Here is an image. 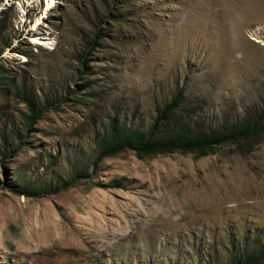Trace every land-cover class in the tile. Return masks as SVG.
<instances>
[{"label":"rangeland","instance_id":"obj_1","mask_svg":"<svg viewBox=\"0 0 264 264\" xmlns=\"http://www.w3.org/2000/svg\"><path fill=\"white\" fill-rule=\"evenodd\" d=\"M0 21V66L47 99L28 125L0 90V264H228L264 242V144L125 150L90 168L109 118L147 131L178 88L190 130L254 118L264 0H0ZM19 172L51 187L79 178L33 198L8 189Z\"/></svg>","mask_w":264,"mask_h":264},{"label":"trees","instance_id":"obj_2","mask_svg":"<svg viewBox=\"0 0 264 264\" xmlns=\"http://www.w3.org/2000/svg\"><path fill=\"white\" fill-rule=\"evenodd\" d=\"M23 54L27 55V53ZM18 71H22V69L20 68ZM4 88L11 90L14 97L27 108L29 112L28 125L41 119L42 107L44 104L47 106V99L39 100L36 105L31 95H28L25 85L17 83L15 79L9 80L6 70L0 66V90ZM183 91V88H178L169 102L161 110H157L159 116L154 119L147 131L131 129L117 119L109 118L102 133L96 134L94 141L96 159L91 162L90 168L96 166L104 158L115 157L125 150L132 151L138 159L174 153H188L201 158L213 154L226 144L234 145L243 142L251 147L264 144V104L254 114V118L251 116L244 118V116V119L241 118L243 120L236 119L235 121L228 118H214L215 122H210L207 125L204 121L196 122L193 129L196 126L197 130L192 132L193 129L190 130L188 126L189 122L179 116L192 111V104H188L190 98ZM77 99L78 102L81 101V98ZM21 147L22 144L17 146L15 151L18 152ZM2 154L6 155L5 152ZM76 178H79L77 172L67 182L56 176L53 179L55 186L51 187L44 185L39 178L31 180L30 177H24L22 172H19L14 174V181L7 187L16 195L35 198L56 192L65 183L66 185L72 184ZM250 242L239 245L240 255L237 259L230 260L228 264H260V261L264 260V242L259 245L257 241L253 245Z\"/></svg>","mask_w":264,"mask_h":264},{"label":"bare ground","instance_id":"obj_3","mask_svg":"<svg viewBox=\"0 0 264 264\" xmlns=\"http://www.w3.org/2000/svg\"><path fill=\"white\" fill-rule=\"evenodd\" d=\"M53 0H51V2H52Z\"/></svg>","mask_w":264,"mask_h":264},{"label":"clouds","instance_id":"obj_4","mask_svg":"<svg viewBox=\"0 0 264 264\" xmlns=\"http://www.w3.org/2000/svg\"><path fill=\"white\" fill-rule=\"evenodd\" d=\"M46 2V1H45Z\"/></svg>","mask_w":264,"mask_h":264}]
</instances>
